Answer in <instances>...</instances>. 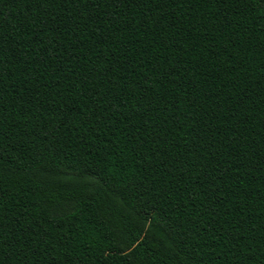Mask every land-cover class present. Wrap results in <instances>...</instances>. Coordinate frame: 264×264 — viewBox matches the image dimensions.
<instances>
[{"label":"trees","instance_id":"trees-1","mask_svg":"<svg viewBox=\"0 0 264 264\" xmlns=\"http://www.w3.org/2000/svg\"><path fill=\"white\" fill-rule=\"evenodd\" d=\"M0 264H264V0H0Z\"/></svg>","mask_w":264,"mask_h":264}]
</instances>
